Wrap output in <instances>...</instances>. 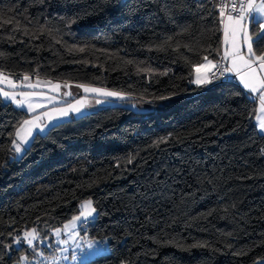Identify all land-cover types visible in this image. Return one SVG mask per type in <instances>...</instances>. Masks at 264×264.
I'll list each match as a JSON object with an SVG mask.
<instances>
[{
    "label": "trees",
    "instance_id": "obj_1",
    "mask_svg": "<svg viewBox=\"0 0 264 264\" xmlns=\"http://www.w3.org/2000/svg\"><path fill=\"white\" fill-rule=\"evenodd\" d=\"M220 19L209 0H0V72L128 96L36 134L12 160L29 115L0 94V264L31 255L14 237L47 238L85 199L97 211L86 232L109 252L83 264L264 259L257 103L238 84L191 82L221 54ZM136 101L153 108L125 105Z\"/></svg>",
    "mask_w": 264,
    "mask_h": 264
},
{
    "label": "snow or ice",
    "instance_id": "obj_2",
    "mask_svg": "<svg viewBox=\"0 0 264 264\" xmlns=\"http://www.w3.org/2000/svg\"><path fill=\"white\" fill-rule=\"evenodd\" d=\"M229 6L227 4L219 7L218 15L220 16L219 23L224 25V43L225 45H230L226 47L223 55L220 57L219 63H214L212 60L208 59V56L205 55L202 58V63L200 65L194 66V70L197 73L196 78L191 81L197 85H202L206 83H211L212 80L210 76L219 78L225 77V79H230L226 77V73L236 72L240 76V80L243 83V86L250 91V93H259V105L261 113H264V52L257 55L256 51L253 50V36H256L257 39H264V0H231V7L228 11V14L225 16V9ZM250 23H255L256 28L251 29V33L248 25ZM27 34V33H25ZM242 48L245 51L242 52ZM83 51V49H80ZM230 60V67L224 66V61ZM205 70V74L201 76V69ZM242 69L244 70L242 72ZM215 70V71H214ZM219 73V76H217ZM30 77L24 75L22 81H29ZM0 81H7V83L12 87H16V83L10 80L4 73L0 72ZM40 85L39 79H37L35 84L29 83L27 86L29 88L35 89ZM67 87V85H65ZM83 87L85 93H94L104 97H115L117 99H125L126 97L122 96L120 93L106 91L101 88H89L80 85ZM55 88L58 90L60 85H55ZM0 94L4 99H7L11 102H14L18 107L24 108L27 112H35L36 107L32 103V98L42 95V93L37 92H20L18 95L22 99L17 98V93L5 91L0 88ZM66 95H71V93H66ZM163 99V97H162ZM253 101L257 97H252ZM97 103H102V101L97 100ZM38 107H44V104H38ZM83 106V101L78 100L76 104H68L64 109H58V115L60 117H66L69 113L79 114ZM42 116H47L48 114L42 113ZM41 115H37L32 119L24 120L18 126L15 131V139L12 140V148L16 154L21 153L22 145L28 144L29 137L32 136L33 130L37 129L39 132H43L47 128V124L40 123ZM49 121L53 117H48ZM259 130L264 133V120L259 121L258 123ZM96 209L92 206V202L85 201L81 205L80 214L73 217L72 220L63 226V229H56L54 231L55 237H60L61 232L70 233L69 239L73 241L74 245V254L71 257V260L76 262V264H82L84 259L85 249L80 244L75 243V238L79 236V232L76 231L78 224L83 225L87 222L88 218L95 213ZM23 240L30 248H32L35 253L36 243L43 242V238L40 237L39 232L36 228L31 229L30 231H25L23 237H14L13 243L20 244ZM61 245H67L69 243L68 239H61L57 242ZM101 241H91L87 242L85 247L88 250H92L97 245L101 244ZM75 249H79V254H76ZM67 251V249H63ZM38 255H43L38 253ZM22 259L27 260L28 257L25 256ZM46 259V258H45ZM65 260L69 257L65 256Z\"/></svg>",
    "mask_w": 264,
    "mask_h": 264
},
{
    "label": "rangeland",
    "instance_id": "obj_3",
    "mask_svg": "<svg viewBox=\"0 0 264 264\" xmlns=\"http://www.w3.org/2000/svg\"><path fill=\"white\" fill-rule=\"evenodd\" d=\"M4 75L7 76L10 80L14 81L16 83V87L12 88L7 83V81H0V88L4 89L5 91L17 93L18 99H22V97L18 95L20 92L42 93V95L32 98V103L34 107H36L35 112H27L24 108L18 107L14 102H11L3 98L6 102H11L18 109L24 110L29 115L24 120L32 119L33 117L37 115H41L42 113H45V112L48 114L47 116L41 115V121H39L40 123L47 124V128H45L43 132H39L37 129H34L32 136L29 137L28 139V144L22 145L21 153L16 154L13 151H11L12 160H20L24 156L26 149L30 146L36 134L39 133L41 135H44L53 125H56L58 123H61V122H64V121H67L73 118L81 117L85 114L95 112L102 108L124 105L123 101L128 98V96H126L125 94H121V93L120 94L122 96L126 97L125 99H117L115 97H104V96H100L94 93H85L83 90V87H79L80 85H83V84L52 81L49 79H43V78H38V77L35 79L34 77H31L33 79H30L29 81H22V79L18 81L17 78L12 75H8L5 73ZM37 79H39L40 81V85L37 88L32 89L27 86L29 83L35 84ZM57 84L60 85V88L58 90L55 88V85ZM65 85H67V87H65ZM83 86L89 87V88H100V87H95V86H90V85H83ZM104 90L110 91L108 89H104ZM111 92H115V91H111ZM66 93H71V95H66ZM78 100L83 101V106L79 114L70 112L69 115L66 117H60L58 115V111L56 110L64 109L67 107L68 104H76ZM97 100L102 101V103H97L96 102ZM38 104H44V107H38L37 106ZM125 105L135 110H138V111L139 110L140 111L150 110L151 108H153L152 103L150 104L144 101L130 102V103H126ZM49 116L53 117L51 121H49L48 119ZM13 139H15V135ZM89 200L92 202V206L95 207L91 199H85L80 203V206H79L80 211H81V205L84 204L85 201H89ZM96 215H97V211H95V213H93V215L88 218L86 223L88 224L91 220H93L96 217ZM71 220H69L65 224H68ZM86 223H84L83 225H80V222H77L78 227L76 231L79 232V236L75 238V243L80 244L85 249L84 259H83L82 264L109 252V246H108L107 239L97 240V239L89 238L88 233L84 231V228L86 227L85 226ZM65 224H63L61 227H58L56 229L62 230ZM56 229L52 230L50 235L47 238H43V242H35L36 243L35 253L33 252L32 248H30L26 243H24V245L31 252V254H33L34 257H36L34 258L33 264H76V262L71 260V257L74 254L73 241L69 239V236L71 234L62 231L60 237H55L54 231ZM30 230H27V231H30ZM21 237H23V235ZM61 239H68L69 243L67 245L58 244L57 242ZM91 241H101L102 243L94 247L92 250H88L85 247V245L87 242H91ZM65 248L67 249V251H63V249ZM75 252L76 254H79V249H75ZM38 253H42L43 255L42 256L39 255L40 257L37 259ZM25 256H27L26 251L23 253L22 258ZM65 256L69 257V259L65 260L64 259ZM27 261L28 259L27 260L22 259V262L24 264L27 263ZM255 264H264V259L257 261Z\"/></svg>",
    "mask_w": 264,
    "mask_h": 264
},
{
    "label": "crops",
    "instance_id": "obj_4",
    "mask_svg": "<svg viewBox=\"0 0 264 264\" xmlns=\"http://www.w3.org/2000/svg\"><path fill=\"white\" fill-rule=\"evenodd\" d=\"M257 3H259V0H257ZM248 27L250 28L251 27V23L248 25ZM223 29H224V25L222 24V31H223ZM250 30V29H249ZM250 33H251V30H250ZM224 39H225V37H224V31H223V37H222V50H221V53H223L224 52V50H225V48L226 47H230V45H225V43H224ZM253 50H254V48H253ZM243 51H245V49H243L242 48V52ZM215 63V62H214ZM228 64H229V67L231 66V64H230V60L228 61ZM244 70L242 69V72H243ZM236 73V72H235ZM201 76H203L204 74H205V70L202 68L201 69ZM237 74V73H236ZM196 72H195V78H196ZM237 76H238V81H239V86L241 87V88H243L248 94H249V96L252 98V97H257V99L255 100L256 101V103H257V114H256V119H255V121H256V125H257V128H258V130H259V127H258V123H259V121H261V120H264V113H261V111H260V105H259V99H258V97H259V93H250V91L248 90V89H246L244 86H243V83L241 82V80H240V76L237 74ZM35 78H37V77H34V79ZM194 78V79H195ZM30 79H33V78H31V76H30ZM19 81V80H18ZM194 85L195 86H206V87H209V86H211L212 85V83H206V84H202V85H197V84H195L194 83ZM102 89H105V88H102ZM111 91V90H110ZM259 132L261 133V134H263L264 135V133H262L260 130H259ZM22 243L24 244V242L22 241ZM40 256L38 255L37 256V259L39 258ZM34 258H36V257H34V255L33 254H31L30 256H28V261H27V263H25V264H33L34 263ZM18 264H24L23 262H22V259H21V262L20 263H18Z\"/></svg>",
    "mask_w": 264,
    "mask_h": 264
},
{
    "label": "built area",
    "instance_id": "obj_5",
    "mask_svg": "<svg viewBox=\"0 0 264 264\" xmlns=\"http://www.w3.org/2000/svg\"><path fill=\"white\" fill-rule=\"evenodd\" d=\"M212 8H214L216 10V12L218 13L219 11V7H221L224 4H227L229 7L227 9H225V16L228 14V11L230 10L231 7V0H209ZM237 3H239V0H237ZM223 55V53H221L219 55V58L217 59V61L215 63H219L220 57ZM224 66L229 67L228 61H224ZM215 71V70H214ZM217 76H219V73H217ZM226 77H230V79H225V77H213L210 76L211 80H212V85L214 84H222V83H234V84H239L238 81V76L236 73L230 72V73H226L225 74ZM85 228L84 231L86 232L88 230V224H85Z\"/></svg>",
    "mask_w": 264,
    "mask_h": 264
}]
</instances>
